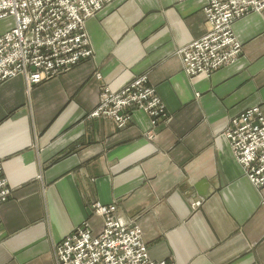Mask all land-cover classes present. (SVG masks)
<instances>
[{"label":"crops","instance_id":"obj_1","mask_svg":"<svg viewBox=\"0 0 264 264\" xmlns=\"http://www.w3.org/2000/svg\"><path fill=\"white\" fill-rule=\"evenodd\" d=\"M207 5L115 0L86 22L92 59L40 84L18 76L0 85V162L12 190L0 264H56V245L83 223L103 230L96 203L139 225L152 261L264 264V187L225 134L249 109L264 115V11L235 21V63L190 78L179 52L206 35ZM142 75L165 123L153 127L140 110L123 130L89 117L104 86L119 91ZM203 182L206 198L191 191Z\"/></svg>","mask_w":264,"mask_h":264},{"label":"built area","instance_id":"obj_2","mask_svg":"<svg viewBox=\"0 0 264 264\" xmlns=\"http://www.w3.org/2000/svg\"><path fill=\"white\" fill-rule=\"evenodd\" d=\"M115 0H0V22L13 19L11 29L0 34V85L18 75L28 84H40L69 72L93 57L86 22ZM264 11V0H208L205 8L208 31L179 53L183 70L193 78L211 75L235 63L243 53L236 37L235 21ZM100 78V76L98 77ZM143 111L158 127L168 120L166 106L147 75L119 91L104 88L91 117L113 119L120 129ZM236 161L257 188L264 187V115L259 107L249 109L226 129ZM12 196L0 162L1 207ZM115 207L98 205L104 217L103 230L95 234L88 222L56 246L57 264H175L155 262L137 224L115 216Z\"/></svg>","mask_w":264,"mask_h":264},{"label":"rangeland","instance_id":"obj_3","mask_svg":"<svg viewBox=\"0 0 264 264\" xmlns=\"http://www.w3.org/2000/svg\"><path fill=\"white\" fill-rule=\"evenodd\" d=\"M97 15V14H96ZM95 16V15H94ZM93 16V17H94ZM92 18V17H91ZM90 19V18H89ZM88 21V20H87ZM13 25H14V22H13V19H9V20H6V21H1L0 22V34H3V33H5L6 31H8L9 29H11L12 27H13ZM209 28V27H208ZM86 32H87V30H86ZM87 34H88V32H87ZM88 37H89V35H88ZM89 40H90V38H89ZM90 45H91V42H90ZM92 48V47H91ZM243 54V53H242ZM93 56H94V54H93ZM93 57H91V58H88V59H86V60H89V59H92ZM76 67V66H75ZM74 67V68H75ZM71 71V70H70ZM66 73H68V72H66ZM63 74H65V73H63ZM63 74H61V75H63ZM61 75H58V76H61ZM18 76H21V75H18ZM18 76H16V77H18ZM58 76H56V77H58ZM56 77H54V78H56ZM97 77H99V75L97 76ZM13 78H15V77H13ZM13 78H10V79H8V80H11V79H13ZM54 78H52V79H54ZM139 78V77H138ZM52 79H50V80H52ZM99 79H101V77L99 78ZM8 80H5V81H3L2 82V84L3 83H5L6 81H8ZM46 81H49V80H46ZM46 81H44V82H46ZM30 85V84H29ZM31 85H33V84H31ZM35 85V84H34ZM104 88H109V87H107V86H104L102 89H101V95H100V98H101V96H102V93H103V91H104ZM110 89V88H109ZM94 112V111H93ZM92 112V113H93ZM91 113V114H92ZM91 114L89 115V117L90 118H92V119H107V120H112L115 124H116V126H117V128L119 129V130H123V129H125L129 124H130V122H131V120L126 124V126H124V128H122V129H120L119 127H118V125H117V123L113 120V119H110V118H94V117H91ZM132 117H133V115H132ZM232 121V120H231ZM229 142V141H228ZM234 155V154H233ZM242 167V166H241ZM243 169V168H242ZM243 171H244V169H243ZM244 173H245V171H244ZM246 175V174H245ZM5 176V175H4ZM6 178V177H5ZM7 179V178H6ZM8 181V180H7ZM262 188V187H261ZM11 190V189H10ZM11 194H12V190H11ZM12 197V196H11ZM10 197V198H11ZM9 201V200H8ZM197 203H194V206L196 205ZM98 205H101V204H98V203H96L94 206H93V208H94V213L96 214V212H95V207L97 208L98 207ZM103 206V205H102ZM103 207H105V206H103ZM110 207V206H109ZM109 207H107V208H109ZM98 215V214H97ZM1 219H2V217H1ZM58 245V244H57ZM56 245V246H57ZM56 249V248H55ZM55 258H56V255H55ZM171 262V261H170ZM57 264V263H56Z\"/></svg>","mask_w":264,"mask_h":264},{"label":"water","instance_id":"obj_4","mask_svg":"<svg viewBox=\"0 0 264 264\" xmlns=\"http://www.w3.org/2000/svg\"><path fill=\"white\" fill-rule=\"evenodd\" d=\"M204 182L201 183V184H197V185H194V187L191 188V191L193 193H197L198 195L200 196H203L204 198L208 197L207 194H204L202 193L201 189H202V186H204Z\"/></svg>","mask_w":264,"mask_h":264},{"label":"bare ground","instance_id":"obj_5","mask_svg":"<svg viewBox=\"0 0 264 264\" xmlns=\"http://www.w3.org/2000/svg\"><path fill=\"white\" fill-rule=\"evenodd\" d=\"M229 144H230V143H229ZM230 148H231V147H230ZM252 184H253V183H252ZM253 185H254V184H253ZM254 186H255V185H254ZM255 187H256V186H255ZM110 207H115V208H116L115 205H112V206H110ZM114 214H115L116 217H118V216L116 215V210H115V213H114ZM118 218H120V217H118ZM120 219H122V218H120ZM122 220L125 221L124 219H122Z\"/></svg>","mask_w":264,"mask_h":264}]
</instances>
